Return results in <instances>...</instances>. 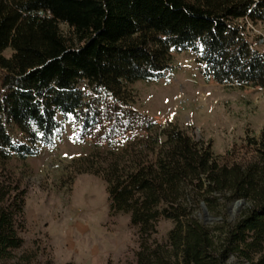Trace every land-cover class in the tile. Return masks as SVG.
I'll list each match as a JSON object with an SVG mask.
<instances>
[{"label": "trees", "instance_id": "obj_1", "mask_svg": "<svg viewBox=\"0 0 264 264\" xmlns=\"http://www.w3.org/2000/svg\"><path fill=\"white\" fill-rule=\"evenodd\" d=\"M257 21L264 0H0V162L53 145L56 114L84 101L78 81L127 105V85L157 80L173 52L190 49L204 81L264 88V50L251 48L245 33V23ZM5 122L25 140L14 141ZM147 125L84 169L104 181L108 211L126 213L136 227L135 264H264V132L245 130L251 157L224 164L209 140L178 124ZM235 199L243 202L233 222L199 219L200 203L219 213ZM22 200L0 171V264L21 244ZM162 219L172 225L157 242Z\"/></svg>", "mask_w": 264, "mask_h": 264}, {"label": "rangeland", "instance_id": "obj_2", "mask_svg": "<svg viewBox=\"0 0 264 264\" xmlns=\"http://www.w3.org/2000/svg\"><path fill=\"white\" fill-rule=\"evenodd\" d=\"M245 25L249 46L263 51L264 21ZM60 28L66 31L64 25ZM9 53L6 49L3 55ZM199 66L190 49L173 52L171 68L157 80L127 85L133 94L127 105L87 80L78 81L84 101L66 116L56 114L59 132L53 145L23 160L0 162V171L23 190L16 220L21 244L4 264H135L136 227L126 213L108 211L104 181L84 169L103 162L108 151L120 150L127 139L141 136L149 122L176 123L193 139L209 140L219 163L251 157L243 135L245 130L264 132V88L204 81ZM1 76L0 70V81ZM5 127L14 141L25 140L13 123L5 122ZM198 213L202 215L201 209ZM208 214L231 223L238 213L230 217L224 203L219 213ZM171 225L159 220L152 238L162 242Z\"/></svg>", "mask_w": 264, "mask_h": 264}, {"label": "water", "instance_id": "obj_3", "mask_svg": "<svg viewBox=\"0 0 264 264\" xmlns=\"http://www.w3.org/2000/svg\"><path fill=\"white\" fill-rule=\"evenodd\" d=\"M242 202H243L242 199H235V200L231 201L226 207V213L228 214L230 206H233L237 212L240 205L242 204ZM200 209H201V213L203 214V216L207 215L206 218L205 217L201 218L200 215H198V217L202 221V223H210V222L218 220L220 218V217H213V216L209 215L205 206L202 203H200Z\"/></svg>", "mask_w": 264, "mask_h": 264}, {"label": "bare ground", "instance_id": "obj_4", "mask_svg": "<svg viewBox=\"0 0 264 264\" xmlns=\"http://www.w3.org/2000/svg\"><path fill=\"white\" fill-rule=\"evenodd\" d=\"M238 212V211H237ZM236 210L234 209V207L233 206H230V209H229V214H230V217H233V216H235L236 215ZM200 217L201 218H206L207 217V215L206 216H203V214L202 215H200Z\"/></svg>", "mask_w": 264, "mask_h": 264}]
</instances>
